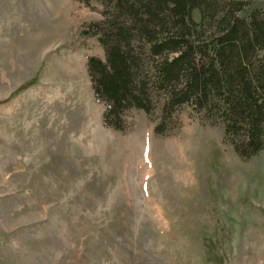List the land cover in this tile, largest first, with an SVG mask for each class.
<instances>
[{"label":"rangeland","instance_id":"1","mask_svg":"<svg viewBox=\"0 0 264 264\" xmlns=\"http://www.w3.org/2000/svg\"><path fill=\"white\" fill-rule=\"evenodd\" d=\"M102 10L0 0V264H264V149L189 106L167 136L141 109L105 125L83 34Z\"/></svg>","mask_w":264,"mask_h":264},{"label":"trees","instance_id":"2","mask_svg":"<svg viewBox=\"0 0 264 264\" xmlns=\"http://www.w3.org/2000/svg\"><path fill=\"white\" fill-rule=\"evenodd\" d=\"M77 1L103 6L83 34L97 36L106 55L87 60L105 125L125 131L127 112L141 109L167 136L189 106L222 123L241 158L264 149V8L247 11L253 0Z\"/></svg>","mask_w":264,"mask_h":264}]
</instances>
